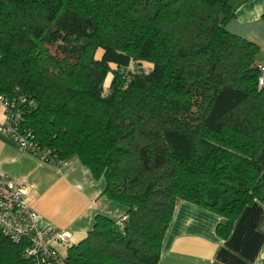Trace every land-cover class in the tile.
<instances>
[{"label":"trees","instance_id":"trees-1","mask_svg":"<svg viewBox=\"0 0 264 264\" xmlns=\"http://www.w3.org/2000/svg\"><path fill=\"white\" fill-rule=\"evenodd\" d=\"M235 19L229 0H0V94L34 101L21 128L125 211L95 216L66 264H158L178 201L221 240L264 203L260 48ZM26 246L0 239V264H29Z\"/></svg>","mask_w":264,"mask_h":264},{"label":"crops","instance_id":"crops-1","mask_svg":"<svg viewBox=\"0 0 264 264\" xmlns=\"http://www.w3.org/2000/svg\"><path fill=\"white\" fill-rule=\"evenodd\" d=\"M236 19L227 30L260 48L257 65H264V0H229ZM5 115L0 104V125ZM0 172L29 187L30 206L38 213L37 232L57 227L71 235L72 246L87 237L94 217L117 222L124 210L101 196L95 181L76 158L66 167L41 163L0 133ZM216 215L178 201L164 237L158 264H264V203L254 201L235 221L227 240L219 239Z\"/></svg>","mask_w":264,"mask_h":264},{"label":"built area","instance_id":"built-area-1","mask_svg":"<svg viewBox=\"0 0 264 264\" xmlns=\"http://www.w3.org/2000/svg\"><path fill=\"white\" fill-rule=\"evenodd\" d=\"M258 70V87L261 88L264 87V65H258ZM0 104L5 115V123L0 125L1 134L41 163L66 167L67 161L58 159L50 150L41 149L30 131L21 128L23 116L35 107L34 101L16 87L11 97L0 94ZM38 222L39 215L29 203V187L0 172V239L13 244L26 241L22 256L29 264H66V251L72 246L71 235L57 227L39 233Z\"/></svg>","mask_w":264,"mask_h":264},{"label":"rangeland","instance_id":"rangeland-1","mask_svg":"<svg viewBox=\"0 0 264 264\" xmlns=\"http://www.w3.org/2000/svg\"><path fill=\"white\" fill-rule=\"evenodd\" d=\"M97 57H99V53L97 54ZM112 69H115L114 66H111ZM151 66L148 65V64H145V63H140V64H131L129 66V71L131 73H138V72H144V73H149L151 71ZM110 80H111V77L109 76L107 78V80L105 81V85H104V88H105V93H107V90H108V86H109V83H110Z\"/></svg>","mask_w":264,"mask_h":264}]
</instances>
